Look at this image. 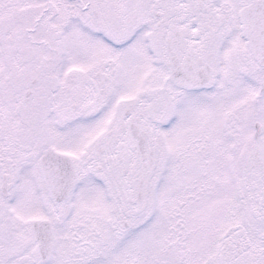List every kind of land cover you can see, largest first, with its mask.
Wrapping results in <instances>:
<instances>
[{
	"label": "snow or ice",
	"instance_id": "snow-or-ice-1",
	"mask_svg": "<svg viewBox=\"0 0 264 264\" xmlns=\"http://www.w3.org/2000/svg\"><path fill=\"white\" fill-rule=\"evenodd\" d=\"M0 264H264V0H0Z\"/></svg>",
	"mask_w": 264,
	"mask_h": 264
}]
</instances>
